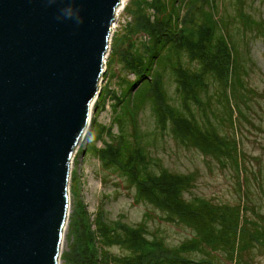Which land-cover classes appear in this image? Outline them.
Instances as JSON below:
<instances>
[{"label": "rangeland", "instance_id": "374dc122", "mask_svg": "<svg viewBox=\"0 0 264 264\" xmlns=\"http://www.w3.org/2000/svg\"><path fill=\"white\" fill-rule=\"evenodd\" d=\"M118 7L119 4L116 10ZM204 11L213 14L215 33L226 38L234 57H229L231 61L225 68L221 50H215L212 60L204 55L208 50ZM117 14L112 22L105 68L103 65L98 81L105 99L100 107H95V101L92 103L88 125L70 158L67 218L57 264H92L93 260V264H171L166 259L177 252L185 260L197 262L264 264V236L258 241L250 240L247 248L233 253L228 248L212 246L199 238L192 226L169 213L164 203L158 206L140 197L130 178L109 161L122 136L134 143V122L129 110L135 104L138 142L150 161L149 173L159 175L167 170L181 179L188 176L182 199L195 206L210 203L230 209L238 213L239 226L264 234V0H127ZM142 18L148 19L154 33L163 29L180 31L176 41L187 36L197 43L195 48L184 47L178 53L167 44L149 71L152 86L162 91L168 105L184 116L193 114L202 129H214L222 141L187 146L174 134L169 121L162 127L150 92L140 91L139 83L132 85L136 71L127 66L125 57L134 54L147 60L150 50L146 46L153 44L149 30L140 28ZM200 54L205 64L212 61L232 75V82H222L207 72L206 85L199 94L205 105L190 100L188 110L172 66L181 65L188 68V73L196 72L199 64L192 56ZM182 78L191 85V78ZM127 90L125 99L118 103ZM123 104L127 105L125 115L119 109ZM225 145L230 146L231 152L220 154L218 148ZM174 187L170 183L149 186L165 202ZM103 220L111 226L126 224L138 228L147 240L162 245H148L143 249L146 255L140 256L127 244L130 239L126 237L113 242L102 238L97 226ZM104 231L112 233L110 229ZM128 258L136 263H122Z\"/></svg>", "mask_w": 264, "mask_h": 264}, {"label": "water", "instance_id": "95a60500", "mask_svg": "<svg viewBox=\"0 0 264 264\" xmlns=\"http://www.w3.org/2000/svg\"><path fill=\"white\" fill-rule=\"evenodd\" d=\"M0 0V264H57L70 158L121 0Z\"/></svg>", "mask_w": 264, "mask_h": 264}, {"label": "trees", "instance_id": "16d2710c", "mask_svg": "<svg viewBox=\"0 0 264 264\" xmlns=\"http://www.w3.org/2000/svg\"><path fill=\"white\" fill-rule=\"evenodd\" d=\"M138 9L140 10V8ZM212 16L213 14L211 12H203V17L206 22L205 36L206 42L208 44V50L204 51V55H207L212 60V55L216 53L215 50H221L220 53L224 59L225 68L226 65L229 66L231 61L229 57L233 59L234 57L231 55L229 45L226 43V38L221 34L217 35L215 33L216 20ZM176 18L178 19V16H176ZM142 19L143 22L141 23L140 28L143 26V28L149 30V33L152 35L153 44L146 46L150 50L149 58L147 60H144L143 58H140L139 55L134 54L128 56L129 58L125 57L127 66L136 71L135 82H132V85L134 86L136 83H139L140 91H143V93L148 91L150 92L151 96L155 100V112L158 116V121L162 124V127L164 128V125L169 121L174 134L187 146L192 144L205 145L209 144L212 140L215 142L218 140L222 141L223 139L215 132L214 129H208L206 127L202 129L195 121L193 114H190V117L184 116L172 106L168 105L164 100L162 91L157 89L156 86H152L153 78L151 77V74H149V71L152 68L153 61L155 60L154 62H157L158 56L167 44L171 45V50L178 53L179 50L184 47L187 49L191 47L195 48L197 43L189 40L187 36H185V40L183 38L176 41V38L180 35V31L176 32L170 29H163L160 33H154V28L152 29L151 23L148 22V19ZM196 26L197 25H194L193 27L195 28ZM199 56L200 57L192 56V59H195L199 64L196 72L188 73V68L182 67L181 65L175 67L176 65L173 64L172 66V69L174 68L179 78H191V85H187L189 82L188 80L184 78L179 80L178 78V90L181 98L183 99V105L188 108V110H191V108H189L190 100L198 102L202 106L205 105L204 100L201 99L199 94L201 88L206 85L205 75L207 72H212L211 74L215 75L216 77H220L222 82H232V75L229 76L224 70H221L218 64L212 61L211 64H205L202 54ZM232 61L235 67V60ZM233 71L235 72V70ZM132 85L129 86V91L131 88H133ZM127 94L128 90L122 94V97L119 98L118 103L122 102ZM104 99L105 96L103 88H101V91L99 92V95L94 103L95 107L102 106V101ZM136 101L139 103L140 100ZM156 101H158L157 104ZM131 104L133 105V100L131 101ZM126 107V104L120 105L119 107L124 115L127 113ZM133 107L129 110V115L132 117V119L130 118L131 121L134 122V143H131L122 136V142L116 148V153L112 158H110L109 161L122 173L127 175L128 179L130 178L131 182L134 183L133 185L136 186L140 197L146 201L148 200L151 203H155V205L158 206L164 203V205L167 207L166 210H169V213L175 215L188 225L192 226L196 230V233H199V238L201 237V239H204V241L208 244L212 243V246H218L219 248L224 249L228 248L231 253L239 248H241V250L247 248L250 240L258 241L261 238L260 236H264V234L261 235L257 229L252 231L248 228L244 229L241 225V231L238 233L240 226L238 225L239 216L237 212L231 211L230 209H221L220 206L212 205L210 203H200V205L195 206L182 199L181 191L183 186L186 185L185 183L188 182V176H185L184 179H181L179 175L169 173L167 170L162 171L159 175L150 174L148 170V164L150 161L146 158L144 149L138 142L139 135L135 126L136 118L134 117V111L136 112L135 107L137 108V106L134 104ZM202 112L205 116L204 107ZM118 120L121 121V118H118ZM218 149L220 154L224 151H227V154L231 152L229 145L221 146ZM208 153L212 154L213 156L220 157V154L213 152ZM159 183H170L175 186L172 189L171 197L167 199L168 201L166 202L160 201V198L157 197V195L149 188L150 185L152 187L153 185H158ZM101 213L102 212H99V214ZM117 223L120 224L121 222ZM97 228L100 230L102 238H105L110 242L117 241L120 237H126L127 239H130L127 240V244L131 246L133 251L138 252L140 256L146 255L143 249H146L148 245L157 247L162 245L159 241L147 240L138 228H133L126 224H121L120 226H111L103 220V223H98ZM108 229L112 230L111 234H109L108 231H104ZM219 239L221 240L219 241ZM122 241L126 242V240ZM141 244H144V246L141 247ZM188 246H194V244H188ZM98 249L100 250L101 248L98 247ZM106 260L108 261V259ZM162 260H165V257H163ZM166 260L170 261L171 264L181 263L183 261H187L188 264H213L207 260H202L200 262L194 261L192 259L185 260L184 256L180 252L174 253V256H170ZM130 261L136 263L134 259L129 258L122 261V263H128ZM93 263H95L94 260L92 264Z\"/></svg>", "mask_w": 264, "mask_h": 264}, {"label": "clouds", "instance_id": "9594fccd", "mask_svg": "<svg viewBox=\"0 0 264 264\" xmlns=\"http://www.w3.org/2000/svg\"><path fill=\"white\" fill-rule=\"evenodd\" d=\"M68 6L60 9V14L56 17L57 20L61 19V17H64L66 19H74L77 24L81 23L80 17L78 15L79 10L74 9L72 5V0H69Z\"/></svg>", "mask_w": 264, "mask_h": 264}, {"label": "bare ground", "instance_id": "6f19581e", "mask_svg": "<svg viewBox=\"0 0 264 264\" xmlns=\"http://www.w3.org/2000/svg\"><path fill=\"white\" fill-rule=\"evenodd\" d=\"M127 0H121V2L119 3V7L117 8L116 12H115V15L117 16L118 12H120L121 8L125 5Z\"/></svg>", "mask_w": 264, "mask_h": 264}, {"label": "built area", "instance_id": "2783aa9c", "mask_svg": "<svg viewBox=\"0 0 264 264\" xmlns=\"http://www.w3.org/2000/svg\"><path fill=\"white\" fill-rule=\"evenodd\" d=\"M106 58V57H105ZM105 58H104V60H103V65H104V68H105ZM102 76V75H101ZM101 76H100V78H101Z\"/></svg>", "mask_w": 264, "mask_h": 264}]
</instances>
